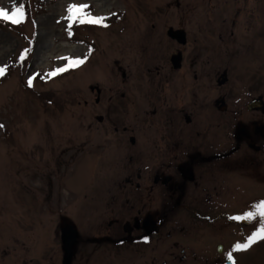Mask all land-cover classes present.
<instances>
[{"label":"rangeland","instance_id":"rangeland-1","mask_svg":"<svg viewBox=\"0 0 264 264\" xmlns=\"http://www.w3.org/2000/svg\"><path fill=\"white\" fill-rule=\"evenodd\" d=\"M105 1L108 6L100 9ZM14 3L24 6V22L0 20V67L7 65L0 76V264H48L56 261L63 221L83 229L107 219L101 212L105 199L96 194L106 188L99 182L122 181L126 175L134 176L140 165L145 173L151 168L153 110L167 111L161 96L167 100L169 94H161L156 85V81L166 85L169 71L173 42L167 30H184L189 49L218 34L223 38L220 43L230 48L229 31L237 9L233 0H0L9 11ZM73 3L89 5L86 11L105 16L107 26L72 23L69 34L67 9ZM218 23L217 34L213 31ZM206 26L213 31L206 32ZM25 49L30 51L21 61ZM85 56L79 67L47 78V73L68 63L65 57ZM30 77H34L31 86ZM91 86L101 89L99 103ZM235 106L227 116H235ZM98 115L111 118L118 127L121 122L138 127L134 148H140V160H130L136 149L128 140L117 139L111 124H98ZM259 219L250 221L247 237L259 228ZM233 222L225 215L206 221L197 232L198 228L187 230V220L175 218L161 231L177 229L172 237L179 244L173 249L176 258L167 255L172 242L160 232L154 264L164 260L205 264L225 261L229 253L236 264H264V240L247 250L231 249L233 242L247 240L245 231L239 232L242 229ZM200 234L210 244L223 243V254L194 252ZM181 247L189 249L182 263L177 260ZM112 251L96 254L92 264H150L146 254Z\"/></svg>","mask_w":264,"mask_h":264},{"label":"flooded vegetation","instance_id":"flooded-vegetation-1","mask_svg":"<svg viewBox=\"0 0 264 264\" xmlns=\"http://www.w3.org/2000/svg\"><path fill=\"white\" fill-rule=\"evenodd\" d=\"M233 1L237 10L229 31L232 38L228 36L233 40L230 48L220 43L219 23L215 31L212 26L205 27L206 32L217 33L216 37L203 38L191 49L184 30L169 28L173 50L168 57L166 85L156 81L161 94L169 92L167 100L161 96L167 111L153 110L151 168L145 173L140 165L134 176L126 175L122 181L99 182L106 188L96 194L105 199L101 212L107 219L93 221L83 229L63 221L58 227L56 261L48 264H92L96 254H107L109 249L141 257L146 254V261L154 264L159 256L160 232L172 242L166 252L175 259L173 249L179 244L172 237L177 229H161L177 217L188 221V231L225 215L242 229L239 232L251 226V220L233 217L255 211V203L264 200V0ZM121 76L126 77L124 71ZM91 90L97 93L95 103H99L101 89L97 92L93 86ZM233 105L238 108L235 116H227ZM95 119L98 124H111L119 134L117 139L128 140L133 148L139 142L134 134L138 127L122 122L118 127L101 115ZM134 149L131 161L142 155L137 154L140 148ZM69 226L75 230L76 239L65 255L62 232ZM183 229L181 226L179 232ZM245 233L247 238L248 231ZM235 244H231L232 250ZM218 245H222L221 251ZM223 245L210 244L206 235L200 234L194 252L216 250L221 255ZM188 250L179 248L178 262L186 260Z\"/></svg>","mask_w":264,"mask_h":264},{"label":"snow or ice","instance_id":"snow-or-ice-1","mask_svg":"<svg viewBox=\"0 0 264 264\" xmlns=\"http://www.w3.org/2000/svg\"><path fill=\"white\" fill-rule=\"evenodd\" d=\"M89 8V5L87 4H76L73 3L69 5L67 11L69 15L67 16L68 21L70 22L69 24V34H71L70 29H71V24L72 23H79V24H93V25H103L107 26L104 24V21L106 19L105 16H94L91 14L90 11H86V9ZM25 8L23 5L16 6L15 3L13 4L11 11H9L8 8L0 6V20L4 21H10L14 25H19L25 20ZM30 49H25L21 56L20 60L23 61ZM91 53V49L89 50V54ZM68 61L66 65L63 67H58L54 69L53 71H50L47 73V78L54 77L56 75L62 74L64 72H67L68 70L72 68L79 67L83 63H85L87 56L84 58H71V57H65ZM7 70V65L0 67V76H4L5 72ZM34 77H30L28 84L29 86L32 85V80ZM2 127V125H0ZM255 211H249L244 215H238L234 216V220H255L257 217L260 219L257 221L259 223V228L255 230L251 235L247 237V240L245 243H236L234 248L235 250H247L249 249L253 244H255L257 241L264 240V201H260L257 205H255ZM147 239V238H145ZM228 259L232 260V254H228ZM233 264H236V262L233 260Z\"/></svg>","mask_w":264,"mask_h":264},{"label":"water","instance_id":"water-1","mask_svg":"<svg viewBox=\"0 0 264 264\" xmlns=\"http://www.w3.org/2000/svg\"><path fill=\"white\" fill-rule=\"evenodd\" d=\"M167 34L170 36L171 35V29L167 30ZM91 89H93V86L90 87ZM97 92H99V88L97 86H95ZM76 232L74 229H72L71 226L65 228L62 232V238L64 241V245H65V255H69L70 252V247L72 246V244L75 242V237ZM218 251L222 250V245H218ZM223 264H233L232 260H227L225 261Z\"/></svg>","mask_w":264,"mask_h":264},{"label":"bare ground","instance_id":"bare-ground-1","mask_svg":"<svg viewBox=\"0 0 264 264\" xmlns=\"http://www.w3.org/2000/svg\"><path fill=\"white\" fill-rule=\"evenodd\" d=\"M108 6V1H105V2H102V4H100V9H104ZM214 10H216V8H214ZM136 39V38H135ZM75 47H78V46H75ZM80 50V48H79Z\"/></svg>","mask_w":264,"mask_h":264}]
</instances>
